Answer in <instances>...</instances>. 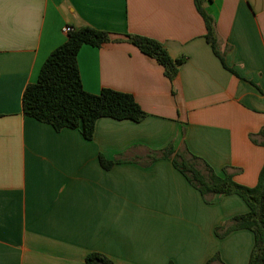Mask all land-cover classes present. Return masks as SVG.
<instances>
[{"label":"crops","instance_id":"obj_1","mask_svg":"<svg viewBox=\"0 0 264 264\" xmlns=\"http://www.w3.org/2000/svg\"><path fill=\"white\" fill-rule=\"evenodd\" d=\"M217 48L206 41L193 0H0V264H85L91 252L113 264H247L253 234L219 237L215 227L246 211L236 195L210 203L166 158V145L227 167L254 186L264 147V0H204ZM89 25L112 41L83 44L76 57L84 90L130 93L139 122L98 118L94 135L54 130L22 111L24 89L71 29ZM159 41L185 57L174 80L124 34ZM121 159L104 169L99 156ZM215 260L211 264H220Z\"/></svg>","mask_w":264,"mask_h":264},{"label":"trees","instance_id":"obj_2","mask_svg":"<svg viewBox=\"0 0 264 264\" xmlns=\"http://www.w3.org/2000/svg\"><path fill=\"white\" fill-rule=\"evenodd\" d=\"M203 2L204 0H193L194 7L205 24L206 41L223 67L236 74L226 66L223 54L218 51L214 18L204 9ZM110 40L112 41L111 34L108 31L89 25L70 30L65 41L45 57L35 82L26 85L21 98L23 113L37 121L48 123L56 131L62 128L78 129L88 140L93 138L98 118L129 119L133 122L144 119L147 113L130 93L102 88L98 94H91L82 87L76 62L80 47L83 44L98 47ZM116 41L129 42L142 53L154 58L163 67L164 74L170 81L175 79L179 65L185 60L183 56L171 58L162 43L148 36L126 33L124 38ZM251 139L254 144L264 147V126ZM146 156L150 162L159 158L168 159L207 203L215 195L240 197L245 202L246 211L216 226L215 234L223 237L234 230L247 229L254 238L247 264H264V163L259 170L257 183L248 187L237 183L227 167L222 168L221 174H218L205 159L191 153L186 146L176 150L168 144L159 150H148ZM98 160L107 170L115 162H122L120 158L108 160L102 155ZM215 260L220 261L214 255L206 264ZM84 262L113 264L99 252L87 254ZM168 264L174 263L169 261Z\"/></svg>","mask_w":264,"mask_h":264},{"label":"built area","instance_id":"obj_3","mask_svg":"<svg viewBox=\"0 0 264 264\" xmlns=\"http://www.w3.org/2000/svg\"><path fill=\"white\" fill-rule=\"evenodd\" d=\"M70 30L72 31V29H71L70 26H65V27L63 28V31H64V32H69Z\"/></svg>","mask_w":264,"mask_h":264}]
</instances>
